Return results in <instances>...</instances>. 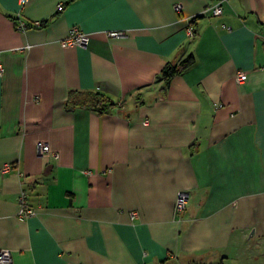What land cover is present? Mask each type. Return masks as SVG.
<instances>
[{
    "label": "crops",
    "instance_id": "1",
    "mask_svg": "<svg viewBox=\"0 0 264 264\" xmlns=\"http://www.w3.org/2000/svg\"><path fill=\"white\" fill-rule=\"evenodd\" d=\"M73 27L87 46L62 44ZM179 50L196 62L167 87ZM0 63L12 264H264V0H0ZM71 90L118 105L70 109Z\"/></svg>",
    "mask_w": 264,
    "mask_h": 264
},
{
    "label": "built area",
    "instance_id": "2",
    "mask_svg": "<svg viewBox=\"0 0 264 264\" xmlns=\"http://www.w3.org/2000/svg\"><path fill=\"white\" fill-rule=\"evenodd\" d=\"M27 1L28 0H19L22 8L26 5ZM58 9L59 10L64 9V4H62V3L59 4ZM175 10H176V12L181 13L183 11V4L180 2L176 3L175 4ZM205 13L207 15H215V16L221 15L223 13L222 1H220L219 3H217L215 5L208 7L205 10ZM32 25L34 27H41L42 21L33 22ZM18 27L20 29H26V28H28V24H26L24 21H20ZM188 34H189L190 38H195V36H196V33L192 27H190ZM108 35L113 36V37L124 36L125 31L124 30H111L108 32ZM90 40H91L90 34H88L87 32H84L79 27H73L70 31L69 36L62 41V44L64 46H67V45L87 46L89 44ZM3 73H4V68H3L2 63H0V77L3 75ZM235 78H236V81L238 83H243L247 80L248 74L244 70H239L237 72ZM38 149H39L40 154H42V155H53L51 147L49 144L40 142ZM9 168H10V166L7 165L6 169H9ZM188 199H189V194L187 192L182 191L178 194L177 199H176V204H175V212L176 213L179 214V213H182L183 211L186 210L187 204H188ZM34 214H36V208L31 206L27 202L26 191H24L22 193V200H21V208L19 210V217H20V219H27V218L33 216ZM138 215H139V213L136 211L131 213V217L133 220L136 219V217ZM12 263H13L12 252L9 249L2 248L0 250V264H12Z\"/></svg>",
    "mask_w": 264,
    "mask_h": 264
},
{
    "label": "trees",
    "instance_id": "3",
    "mask_svg": "<svg viewBox=\"0 0 264 264\" xmlns=\"http://www.w3.org/2000/svg\"><path fill=\"white\" fill-rule=\"evenodd\" d=\"M44 24V21H42V26ZM194 31L196 33L195 28ZM179 51L175 58L166 65L160 76L165 81L167 87L175 76L184 73L196 62V57L193 52H189L183 57L184 50ZM117 105L118 102L108 94L92 90H71L67 100V107L70 109L86 107L101 115L111 113Z\"/></svg>",
    "mask_w": 264,
    "mask_h": 264
}]
</instances>
